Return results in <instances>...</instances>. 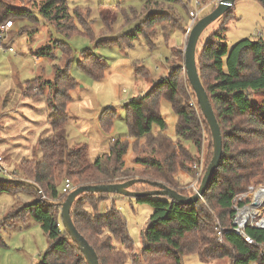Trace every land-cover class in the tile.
<instances>
[{"label": "trees", "instance_id": "16d2710c", "mask_svg": "<svg viewBox=\"0 0 264 264\" xmlns=\"http://www.w3.org/2000/svg\"><path fill=\"white\" fill-rule=\"evenodd\" d=\"M34 1L0 0V24L10 18L37 23L39 16L67 35L75 33L66 0H42L36 12L30 6ZM160 1L174 5L180 0H155ZM160 16L148 13L136 27L137 33L151 37L153 27L161 21ZM232 18L233 5L218 19L219 27L203 42L199 39L196 46L198 76L222 137L220 163L202 198L188 205L165 196L138 198L139 202L152 207V213L142 231L140 253L134 254L131 252L133 241L121 212L114 206L101 213L98 211L103 201L117 194H80L71 205V219L95 250L99 264H125L126 261L130 264H183L186 255H197L204 261L227 258L230 264H264V230L246 229L248 235L262 245L257 247L247 244L230 229L232 198L245 191L252 182L264 183V100L253 103L249 99L251 93L264 90V35L243 38L229 48L225 32ZM62 47L65 65H54L52 80L42 81L36 77L25 81V92L29 94L34 88L39 93L43 92L42 87L52 89L47 100L46 119L51 132L39 137L36 144L40 159L20 161L19 171L14 170L22 174L21 180L0 178V192L21 188L34 193L36 199L9 211L0 222V230L12 229L14 223L33 218L48 240V247L38 264H87L61 223V204L69 194L61 191L64 180L70 179L75 188L138 178L142 181L130 187L133 191L152 190L155 187L150 182H161L190 196L192 193L183 189L186 184L183 176L193 177L190 165L195 156L181 140L191 141L199 150L205 133L209 147H212V137L187 79L183 53L182 66L168 60L167 75L155 81L144 94L124 103L125 125L132 140L125 137L112 139L108 152L90 161L86 144H68L67 106L76 82L69 73L72 50L65 44ZM51 49L47 44L33 55L52 57ZM83 54L77 62L78 68L93 79H101L106 61L89 51H83ZM136 73L146 75L147 71L138 68ZM163 100L170 104L174 114L173 134L177 139L165 132L167 124L160 112ZM115 117L113 108H103L98 115L100 129L108 133ZM130 150L132 155L128 163ZM212 154L213 147L205 169ZM217 224L224 229L221 241L214 231ZM0 246H5L1 236Z\"/></svg>", "mask_w": 264, "mask_h": 264}, {"label": "rangeland", "instance_id": "374dc122", "mask_svg": "<svg viewBox=\"0 0 264 264\" xmlns=\"http://www.w3.org/2000/svg\"><path fill=\"white\" fill-rule=\"evenodd\" d=\"M41 1L35 0L30 5L34 12ZM147 1L66 0L68 12L76 27L75 33L70 35L57 30L39 16L37 23L10 18L15 23L12 45L16 53L0 54V154L5 156L10 171H19L22 159H40V155L37 156L35 137L38 135L37 128L43 125L42 105H47L45 99L51 96L52 89L42 87L43 92L39 93L34 88L29 94L25 92V81L36 77L42 81L52 80L54 65H65L62 44L72 50L69 73L76 82L67 106L69 146L78 142L86 144L88 158L94 161L105 147L108 149L111 138L125 137L132 140L125 125L124 103L131 97L144 94L155 81L167 75L169 62L183 65L186 29L191 21L190 11L200 10V18L217 4V0H180L174 5ZM150 12L158 16L161 14L159 24L162 27L157 24L153 27V35L146 38L144 34L137 33L136 27ZM219 24V20L212 22L202 32L200 41L203 42ZM260 34L264 35L263 5L256 0H236L233 4V18L228 22L225 32L227 46L231 48L243 38L253 39ZM47 44L52 48V57L43 56L35 64L33 54ZM83 51H89L106 61L107 67L101 79H93L78 68L77 62L82 59ZM138 68L143 69V72L146 70V75H138ZM249 99L253 103L263 101L264 90L251 93ZM105 107H111L116 112L108 133L100 129L96 115L93 114L94 110L100 112ZM160 112L167 124L165 132L177 139L172 134L174 114L170 104L163 100ZM47 126L50 130V126ZM181 142L195 156V161L190 165L193 177L183 176L186 183L183 189L193 194L190 185L198 186L212 147H209L207 133L202 137L199 150L189 140L182 139ZM131 155L130 150L127 153L128 163ZM18 174L22 179V174ZM34 199V193L21 188L13 192H0V222L9 211L29 204ZM111 206L125 217L128 235L133 241L131 252L139 254L143 246L142 231L152 213V207L134 197L115 195L113 199L103 201L98 211L104 212ZM0 236L5 243V246H0V264H38L48 247L46 235L33 218L14 223L12 229H1ZM125 264H130V261ZM183 264H230V261L227 258L204 261L197 255H186Z\"/></svg>", "mask_w": 264, "mask_h": 264}, {"label": "water", "instance_id": "95a60500", "mask_svg": "<svg viewBox=\"0 0 264 264\" xmlns=\"http://www.w3.org/2000/svg\"><path fill=\"white\" fill-rule=\"evenodd\" d=\"M236 0H218L216 6L206 15L197 19L196 23L191 28L183 49L184 53V70L187 79L195 93L196 101L200 107L202 115L210 129L212 137L213 154L207 165L197 190L190 196L180 194L174 189L169 188L161 182H150L155 187L152 190L133 191L130 187L142 181L138 178H132L124 182L109 183V184H85L75 187L69 192L66 199L61 204L60 217L61 223L65 231L69 234L72 241L77 245L79 251L83 254L87 264H99L95 250L90 246L87 240L76 229L70 215V208L77 196L83 193H98L105 192L109 194H117L126 197H134L136 199L152 196H165L179 204H193L202 198L211 178L213 177L217 167L219 166L222 156V137L219 125L208 100L206 91L198 76L196 66V46L202 32L214 21H217L227 10L231 8ZM264 7V0H256Z\"/></svg>", "mask_w": 264, "mask_h": 264}, {"label": "built area", "instance_id": "2783aa9c", "mask_svg": "<svg viewBox=\"0 0 264 264\" xmlns=\"http://www.w3.org/2000/svg\"><path fill=\"white\" fill-rule=\"evenodd\" d=\"M218 1V0H217ZM199 4L198 1L195 2ZM190 11V24L186 29V35L188 36L191 28L196 23L198 13ZM14 21L8 19L0 24V53L15 54V48L12 45ZM125 91V90H123ZM0 178L8 180H20V176L16 171H10L5 162L3 156L0 154ZM199 185V184H198ZM192 190H197L196 185H190ZM74 189V186L70 179L66 178L63 182L61 191L68 193ZM193 192V193H194ZM233 213L231 216V231L242 237L247 244L261 247L262 245L255 241L248 233L246 229L252 227L259 230H264V183H250L247 189L243 192L236 194L232 198ZM216 235L219 240H222L224 229L217 224L215 226Z\"/></svg>", "mask_w": 264, "mask_h": 264}, {"label": "crops", "instance_id": "0c3cea01", "mask_svg": "<svg viewBox=\"0 0 264 264\" xmlns=\"http://www.w3.org/2000/svg\"><path fill=\"white\" fill-rule=\"evenodd\" d=\"M216 3V2H215ZM214 3V4H215ZM1 54V53H0ZM35 57V59H36V61H35V64H37L38 62H39V59L41 58V57H36V56H34ZM46 101H47V98L45 99ZM48 105V104H47ZM47 105L45 104V106L44 105H42V107H43V109H44V111H43V114H44V117H43V120L41 121V124H43V125H41L40 127H39V129L37 128V136L35 137V140H36V143H37V140H38V138L39 137H41V136H43V133H44V135H46V134H49L50 132H51V128H50V130H49V128H48V123H47V113H48V108H47ZM99 113L100 112H98V110H94V112H93V114L94 115H96V121H97V123H98V115H99ZM27 118V117H26ZM29 119V118H28ZM173 119H174V117H173ZM31 122H34L33 120H31V119H29ZM69 120V119H68ZM99 125V124H98ZM66 133H67V139L69 140V136H68V132H67V130H66ZM172 134H173V130H172ZM113 138H111L110 139V141L112 140ZM109 141V142H110ZM78 143H80V142H78ZM68 144H69V142H68ZM74 144H76V143H74ZM73 144V145H74ZM72 146V145H71ZM107 147H105L104 149H103V153H101L100 155H102V154H104V153H106V152H108V149H106ZM108 148H109V144H108ZM38 153V152H37ZM2 156H3V158H4V162H5V164H7L6 163V160H5V156L3 155V154H1ZM89 155V154H88ZM100 155H98V156H100ZM37 156H38V154H37ZM97 156V157H98ZM96 157V158H97ZM95 158V159H96ZM115 196L114 195H111L110 197H109V199H113Z\"/></svg>", "mask_w": 264, "mask_h": 264}]
</instances>
